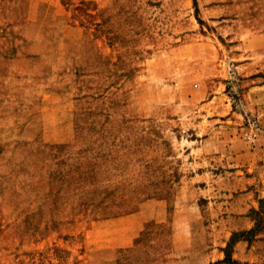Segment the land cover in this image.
Masks as SVG:
<instances>
[{
	"label": "rangeland",
	"instance_id": "rangeland-1",
	"mask_svg": "<svg viewBox=\"0 0 264 264\" xmlns=\"http://www.w3.org/2000/svg\"><path fill=\"white\" fill-rule=\"evenodd\" d=\"M263 37L264 0H0V264H264Z\"/></svg>",
	"mask_w": 264,
	"mask_h": 264
},
{
	"label": "crops",
	"instance_id": "crops-1",
	"mask_svg": "<svg viewBox=\"0 0 264 264\" xmlns=\"http://www.w3.org/2000/svg\"><path fill=\"white\" fill-rule=\"evenodd\" d=\"M55 5V4H53ZM51 4H49L48 7L50 6H53ZM71 23V22H70ZM74 24V23H73ZM92 34H86V36H91ZM84 34L82 35H78V36H74L73 38L74 39H77L79 41H82V42H85V45L87 44V49H89V44H91V40L90 38L86 37ZM264 39V37H263ZM261 46H263V49H261V54L264 55V44H261ZM55 48H52V46L50 48H47V49H41V50H38V54L41 56V57H46V56H50V57H58V55L60 54L59 52H57V50H54ZM35 51V50H34ZM85 51H86V47H85ZM261 92L264 93V83H261ZM264 165H262L261 163V168H263ZM253 181L254 180H251L249 184V186L247 187V193H249V200L251 201V204H250V208H249V213L250 214H253L251 216V222H250V225L247 227L248 229L249 228H252V226L254 225L255 223V215H257L256 213V210H260V208L262 209L263 208V204H264V190L263 188L261 189V178L258 180V184L254 185L252 183H254ZM254 188V189H253ZM262 191V192H261ZM130 227V226H129ZM247 228H244L247 230Z\"/></svg>",
	"mask_w": 264,
	"mask_h": 264
},
{
	"label": "trees",
	"instance_id": "trees-1",
	"mask_svg": "<svg viewBox=\"0 0 264 264\" xmlns=\"http://www.w3.org/2000/svg\"><path fill=\"white\" fill-rule=\"evenodd\" d=\"M256 213H259V210H256ZM264 213V204H263V208L261 209V215ZM251 229L247 230L246 232H249ZM245 232V231H244Z\"/></svg>",
	"mask_w": 264,
	"mask_h": 264
},
{
	"label": "built area",
	"instance_id": "built-area-1",
	"mask_svg": "<svg viewBox=\"0 0 264 264\" xmlns=\"http://www.w3.org/2000/svg\"><path fill=\"white\" fill-rule=\"evenodd\" d=\"M247 138H248L249 140H252V136H251V134H248V135H247Z\"/></svg>",
	"mask_w": 264,
	"mask_h": 264
}]
</instances>
